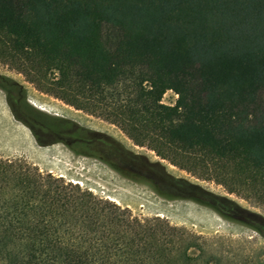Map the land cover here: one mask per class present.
Here are the masks:
<instances>
[{
  "label": "trees",
  "instance_id": "1",
  "mask_svg": "<svg viewBox=\"0 0 264 264\" xmlns=\"http://www.w3.org/2000/svg\"><path fill=\"white\" fill-rule=\"evenodd\" d=\"M0 61L264 205V0H0ZM135 175L225 218L244 212L264 236V217L223 195L178 178L162 192ZM199 238L0 157V264H221Z\"/></svg>",
  "mask_w": 264,
  "mask_h": 264
},
{
  "label": "rangeland",
  "instance_id": "2",
  "mask_svg": "<svg viewBox=\"0 0 264 264\" xmlns=\"http://www.w3.org/2000/svg\"><path fill=\"white\" fill-rule=\"evenodd\" d=\"M175 98L168 90L162 100L173 103ZM0 157L20 159L42 173L78 184L98 198L128 208L133 216H159L197 234L206 252L219 256L221 264L245 260L264 264V236L245 220L244 212L225 218L188 197H165L135 174L152 178L162 192L175 193L171 178L194 183L264 217L263 204L177 167L135 144L115 124L36 88L23 73L1 61ZM155 161L160 166L150 165Z\"/></svg>",
  "mask_w": 264,
  "mask_h": 264
}]
</instances>
